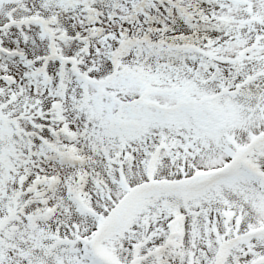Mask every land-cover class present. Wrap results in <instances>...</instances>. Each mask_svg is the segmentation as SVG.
<instances>
[{
  "label": "snow or ice",
  "instance_id": "6c2138e0",
  "mask_svg": "<svg viewBox=\"0 0 264 264\" xmlns=\"http://www.w3.org/2000/svg\"><path fill=\"white\" fill-rule=\"evenodd\" d=\"M0 264H264V0H0Z\"/></svg>",
  "mask_w": 264,
  "mask_h": 264
}]
</instances>
